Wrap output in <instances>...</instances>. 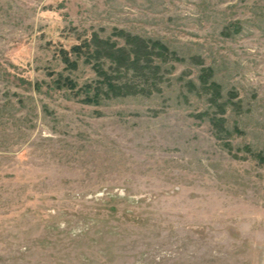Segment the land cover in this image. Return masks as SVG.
Segmentation results:
<instances>
[{
	"label": "rangeland",
	"instance_id": "1",
	"mask_svg": "<svg viewBox=\"0 0 264 264\" xmlns=\"http://www.w3.org/2000/svg\"><path fill=\"white\" fill-rule=\"evenodd\" d=\"M113 27L215 65L244 102L230 149L194 116L195 64L82 101L95 75L61 49ZM0 264H264V0H0Z\"/></svg>",
	"mask_w": 264,
	"mask_h": 264
},
{
	"label": "trees",
	"instance_id": "2",
	"mask_svg": "<svg viewBox=\"0 0 264 264\" xmlns=\"http://www.w3.org/2000/svg\"><path fill=\"white\" fill-rule=\"evenodd\" d=\"M221 32L223 35H230L229 25ZM181 47L185 48V45H173L165 37L146 36L125 28L113 27L106 35L94 31L69 50L61 49L60 58L70 69H76L80 62L90 66L95 79L84 85L82 101L96 105L128 96H152L162 92L176 63L198 65L194 78L184 73L180 75L186 92L197 95L206 102V108L194 116L206 118L214 136L225 148L230 149L229 136L234 132L241 133L243 129L238 121L230 127L227 113L232 110L241 116L244 102L234 86H225L213 63L205 64L200 54H185L180 51ZM55 81L57 86H77L73 79L62 77L61 74ZM244 147L250 150L249 145Z\"/></svg>",
	"mask_w": 264,
	"mask_h": 264
}]
</instances>
